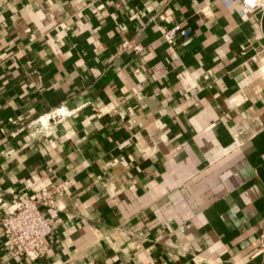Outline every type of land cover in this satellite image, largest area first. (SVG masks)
Listing matches in <instances>:
<instances>
[{"label": "crops", "instance_id": "1", "mask_svg": "<svg viewBox=\"0 0 264 264\" xmlns=\"http://www.w3.org/2000/svg\"><path fill=\"white\" fill-rule=\"evenodd\" d=\"M238 4L0 0V217L71 180L45 253L0 228V264H264V9Z\"/></svg>", "mask_w": 264, "mask_h": 264}, {"label": "built area", "instance_id": "2", "mask_svg": "<svg viewBox=\"0 0 264 264\" xmlns=\"http://www.w3.org/2000/svg\"><path fill=\"white\" fill-rule=\"evenodd\" d=\"M239 1V11L244 13L256 6L264 9V0H222L228 6ZM159 31L170 45L187 43L192 36L189 26L176 22L167 27L157 24ZM120 47L139 51L141 46L131 39L124 38ZM42 114L37 116L41 126L47 127L48 122L42 120ZM49 116H47V119ZM246 126L237 129V135L243 133ZM236 137H234L235 141ZM241 140V139H240ZM124 143V142H123ZM71 180L58 178L47 184H43L32 197L27 194H19L14 200L5 206L4 213L0 217V228L4 238V246L9 256L26 255L35 260L45 253L47 249L46 237L52 229L49 218L44 214L42 206H54L59 208L58 199L68 192ZM1 201V198H0ZM263 235V234H262ZM264 251V241H261L255 253Z\"/></svg>", "mask_w": 264, "mask_h": 264}, {"label": "bare ground", "instance_id": "3", "mask_svg": "<svg viewBox=\"0 0 264 264\" xmlns=\"http://www.w3.org/2000/svg\"><path fill=\"white\" fill-rule=\"evenodd\" d=\"M42 119H43L44 122L47 121V116L43 117ZM236 134H237V132H236Z\"/></svg>", "mask_w": 264, "mask_h": 264}]
</instances>
